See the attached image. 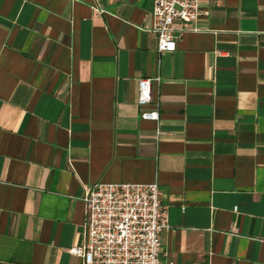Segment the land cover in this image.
<instances>
[{"label":"crops","instance_id":"crops-1","mask_svg":"<svg viewBox=\"0 0 264 264\" xmlns=\"http://www.w3.org/2000/svg\"><path fill=\"white\" fill-rule=\"evenodd\" d=\"M201 5L159 56L153 0H0V264H81L98 182L159 183L164 263L264 264V0Z\"/></svg>","mask_w":264,"mask_h":264},{"label":"built area","instance_id":"built-area-1","mask_svg":"<svg viewBox=\"0 0 264 264\" xmlns=\"http://www.w3.org/2000/svg\"><path fill=\"white\" fill-rule=\"evenodd\" d=\"M153 2L151 16L153 31L158 37L156 52L159 56L176 52L182 37L187 32L197 31L199 22L209 16V12L202 9L201 0ZM156 81L159 83L160 79ZM152 83L151 79L138 81L137 102L140 107L151 103ZM141 118L159 123L160 105L151 111H142ZM161 135L158 130V137ZM83 202L82 244L70 251L81 258V264H174L162 261L161 235L169 230L170 225L158 182H98L86 186Z\"/></svg>","mask_w":264,"mask_h":264}]
</instances>
